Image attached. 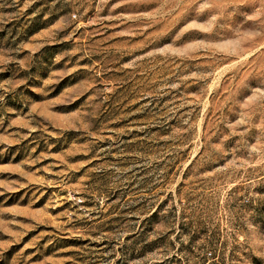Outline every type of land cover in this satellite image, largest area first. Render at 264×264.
<instances>
[{
    "label": "rangeland",
    "instance_id": "1",
    "mask_svg": "<svg viewBox=\"0 0 264 264\" xmlns=\"http://www.w3.org/2000/svg\"><path fill=\"white\" fill-rule=\"evenodd\" d=\"M0 264H264V0H0Z\"/></svg>",
    "mask_w": 264,
    "mask_h": 264
}]
</instances>
